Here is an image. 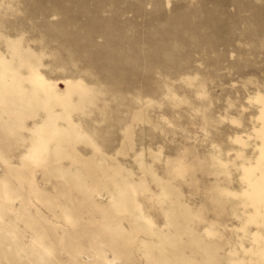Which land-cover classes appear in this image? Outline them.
<instances>
[{
  "label": "rangeland",
  "instance_id": "rangeland-1",
  "mask_svg": "<svg viewBox=\"0 0 264 264\" xmlns=\"http://www.w3.org/2000/svg\"><path fill=\"white\" fill-rule=\"evenodd\" d=\"M112 258L264 264V0H0V264Z\"/></svg>",
  "mask_w": 264,
  "mask_h": 264
},
{
  "label": "bare ground",
  "instance_id": "bare-ground-1",
  "mask_svg": "<svg viewBox=\"0 0 264 264\" xmlns=\"http://www.w3.org/2000/svg\"><path fill=\"white\" fill-rule=\"evenodd\" d=\"M68 84V83H67ZM10 234V233H9ZM9 236V235H8ZM109 264H124L119 258H112L108 260Z\"/></svg>",
  "mask_w": 264,
  "mask_h": 264
}]
</instances>
